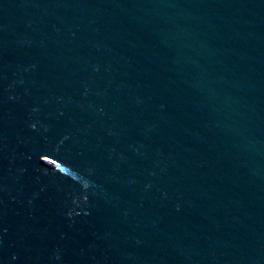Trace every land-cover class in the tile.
<instances>
[{
  "label": "water",
  "instance_id": "95a60500",
  "mask_svg": "<svg viewBox=\"0 0 264 264\" xmlns=\"http://www.w3.org/2000/svg\"><path fill=\"white\" fill-rule=\"evenodd\" d=\"M0 264H264V0H0Z\"/></svg>",
  "mask_w": 264,
  "mask_h": 264
}]
</instances>
